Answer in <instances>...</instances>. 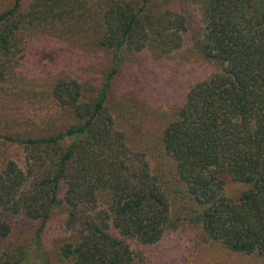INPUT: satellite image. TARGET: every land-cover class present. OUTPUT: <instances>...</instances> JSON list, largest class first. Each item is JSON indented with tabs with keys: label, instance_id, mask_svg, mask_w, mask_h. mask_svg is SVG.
Here are the masks:
<instances>
[{
	"label": "trees",
	"instance_id": "trees-1",
	"mask_svg": "<svg viewBox=\"0 0 264 264\" xmlns=\"http://www.w3.org/2000/svg\"><path fill=\"white\" fill-rule=\"evenodd\" d=\"M193 8L202 29L190 41L210 68L158 99L170 110L160 135L173 167L165 184L147 145L131 137L145 133L137 111H160L159 95L130 65L137 57L158 69L188 41ZM65 25L92 28L90 42L109 58L92 94L75 78L55 82L52 97L73 119L64 128L0 136L21 154L0 162V264H52L54 216L68 233L56 248L67 264H135L139 246L182 218L233 252L264 257V0H14L0 11V92L19 35ZM227 179L244 185L238 195H227Z\"/></svg>",
	"mask_w": 264,
	"mask_h": 264
},
{
	"label": "rangeland",
	"instance_id": "rangeland-1",
	"mask_svg": "<svg viewBox=\"0 0 264 264\" xmlns=\"http://www.w3.org/2000/svg\"><path fill=\"white\" fill-rule=\"evenodd\" d=\"M13 1L0 0V11L10 6ZM197 8H193L189 15L188 41L163 57L158 69L150 67L151 65L139 66L137 57H134L130 65L139 80L146 78L149 94L159 95L155 105L160 111H137L138 125L140 120L145 133L140 131V136L132 132L131 137L136 144L147 145L144 147L148 150L146 155L154 171L166 181L165 184L173 182V167L162 151L160 135L169 120L167 114L170 110L163 100L158 99L165 95H177L190 82L203 77L204 72L210 68L190 41V37L200 35L202 29L200 11ZM65 26L48 29L33 27L24 30L23 40H20L22 35H19L18 64L9 69L12 77L0 92V136H40L64 128L72 122V117L52 97L55 82L60 78H75L82 84L86 82L83 85L89 94L96 90L94 84L105 71L109 55L97 54L96 47L90 42L92 28L87 29L85 25L79 29L77 26ZM123 101L126 100L122 99L120 102ZM122 113V122L125 116L126 125L129 126L130 120L124 109ZM8 157L21 159L19 149L0 143V162ZM243 188L241 183L229 179L225 182L228 196L238 195ZM171 199L178 206L177 209H180L182 199L179 196H171ZM56 217H52L46 226V248L52 264H67L66 260L57 255L56 248L59 239H66L68 233L60 227ZM17 220L19 219L15 218V222ZM188 221L182 218L177 227L167 230L157 243L139 246L140 255L136 257L135 264H264L263 256L233 252L206 238L198 227ZM30 233L32 229L28 234ZM13 238L16 240L17 234Z\"/></svg>",
	"mask_w": 264,
	"mask_h": 264
}]
</instances>
